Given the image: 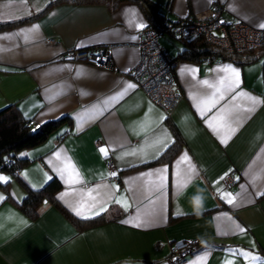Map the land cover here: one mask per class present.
<instances>
[{
    "label": "crops",
    "instance_id": "obj_1",
    "mask_svg": "<svg viewBox=\"0 0 264 264\" xmlns=\"http://www.w3.org/2000/svg\"><path fill=\"white\" fill-rule=\"evenodd\" d=\"M154 1L170 19L206 17L220 2L225 21L264 24V0ZM7 22L0 108L16 103L31 125L67 117L22 151L30 160L17 174L0 171L7 178L6 186L0 181V264H170L177 238L199 246L182 264H264V56L175 59L180 96L165 110L131 73L137 25L147 24L136 1L0 0V23ZM159 41L171 56L183 47L166 33ZM107 44L111 69L59 58L68 47ZM172 125L180 148L169 161L157 159L175 138ZM73 172L79 182L69 184ZM52 176L61 182L59 203L44 201L29 217L18 205L27 193L21 178L40 187ZM81 205L82 216L111 205L121 214L79 227L71 214Z\"/></svg>",
    "mask_w": 264,
    "mask_h": 264
},
{
    "label": "built area",
    "instance_id": "obj_2",
    "mask_svg": "<svg viewBox=\"0 0 264 264\" xmlns=\"http://www.w3.org/2000/svg\"><path fill=\"white\" fill-rule=\"evenodd\" d=\"M224 5L215 2L206 17L191 14L169 20L164 18L167 30L173 35L189 38L203 36L207 41L219 45L228 51L246 50L264 46V28L252 26L243 21H225L222 16ZM137 46L139 56L131 69L137 84L144 89L152 100L169 110L180 96L174 66L175 59L159 42L161 31L146 24L138 32ZM61 59H84L106 69L113 68L111 45H96L88 48L68 47L59 54ZM214 59V57L210 58ZM203 57L201 60H210ZM110 170L114 165L107 160ZM233 172L225 175L226 184H233ZM198 244L189 238H177L171 243L170 254L166 259L170 264H182L186 257L198 248Z\"/></svg>",
    "mask_w": 264,
    "mask_h": 264
},
{
    "label": "trees",
    "instance_id": "obj_3",
    "mask_svg": "<svg viewBox=\"0 0 264 264\" xmlns=\"http://www.w3.org/2000/svg\"><path fill=\"white\" fill-rule=\"evenodd\" d=\"M58 1V0H56ZM71 2H94L96 0H69ZM109 3L112 7L116 6L123 0H103ZM142 8L147 24L151 27L161 31V35L166 33L180 39L183 43L182 49L172 56L174 59L185 57L195 60H201L203 57L207 58H222L231 59L238 63L251 62L264 56V46L248 48L246 50L228 51L225 48L207 41L201 35H195L189 38H183L170 33L154 0H134ZM53 1L50 2V4ZM44 11V10H42ZM169 20H173L168 18ZM13 22L0 23V27ZM160 35V36H161ZM159 36V37H160ZM160 42V41H159ZM162 45V44H161ZM167 51V50H166ZM264 74V59L263 72ZM67 116L44 121L38 125H31L27 117H25L19 110L16 103H8L0 108V171L17 174V170L27 163L30 159L22 155V149L35 146L43 142L48 135L55 130L58 125ZM174 131V140L163 150L157 159H164L169 161L178 152L181 145V136L176 128L172 125ZM60 134L59 136H61ZM24 151V150H22ZM27 193L18 201L21 210L29 217H34L44 201H52L59 203L55 197L56 191L60 188L61 182L56 176H52L46 183L40 187H31L24 179L21 178ZM1 184L6 186V182ZM121 211L115 206L111 205L109 209L100 211L99 215H89L87 219L83 216L72 215V220L79 227H86L99 223L106 219H113L118 217Z\"/></svg>",
    "mask_w": 264,
    "mask_h": 264
},
{
    "label": "snow or ice",
    "instance_id": "obj_4",
    "mask_svg": "<svg viewBox=\"0 0 264 264\" xmlns=\"http://www.w3.org/2000/svg\"><path fill=\"white\" fill-rule=\"evenodd\" d=\"M137 27H138V28H143V27H145V25H144L143 23H141V24H138ZM260 27H261V28H264V24H261ZM133 39H135V37H133ZM228 70H229V69H225V71H228ZM193 71H194V70H193ZM233 74L238 76V73H235L234 71H233ZM129 87H132V85H129ZM249 99H252V98H249ZM253 103H255V101H253ZM251 110H252V109H247V111H251ZM231 131L234 132L235 129H231ZM221 142H222V143H227V139H226V138H222V139H221ZM100 151H101L102 153H104L105 155L107 154V151H106V149H104V148H101ZM182 160L186 161V160H187V156L185 155L184 157H182ZM67 167H71V166L69 165V166H67ZM189 170L191 171V169H189ZM164 171L166 172V171H167V168H165ZM112 175H115V173H112ZM77 177H78V173H74V172H73V173H69V175H68V179H67V183H69V184L78 183L79 181H78ZM6 180H7V178H5V177H0V181L6 182ZM63 195H65V194H61V196H60L59 198H60V199H63ZM225 195H227V194H223V195H222V198H224ZM3 199H4V197H3V196H0V200H3ZM120 202H121V201H119V200L116 201V203H120ZM227 202H228L229 204H231V203H233L234 201H233L231 198H229V199L227 200ZM45 203H46V202H45ZM81 208H82V205H81L80 207H77V208L73 209V211L75 212V215H77V216H82ZM103 210H104V209L102 208L101 211H103ZM95 215H99V212H96ZM82 218L87 219V218H89V217H87V216H83ZM21 223H26V221H21ZM125 223H128V221H125ZM136 226H139V224L137 223ZM240 231L243 232L244 229L241 228ZM244 255H245V256H248L249 254H248V253H244ZM201 259H203V258H201ZM251 259H252V260H258L259 258L256 257V256H252Z\"/></svg>",
    "mask_w": 264,
    "mask_h": 264
},
{
    "label": "rangeland",
    "instance_id": "obj_5",
    "mask_svg": "<svg viewBox=\"0 0 264 264\" xmlns=\"http://www.w3.org/2000/svg\"><path fill=\"white\" fill-rule=\"evenodd\" d=\"M66 60H75V59H66ZM22 150H25V149H22ZM22 150H21V151H18V153H19V152H22Z\"/></svg>",
    "mask_w": 264,
    "mask_h": 264
}]
</instances>
